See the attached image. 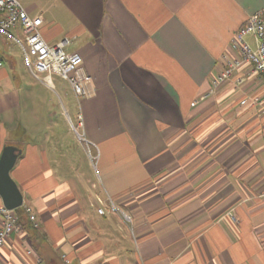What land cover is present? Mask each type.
Here are the masks:
<instances>
[{
	"label": "crops",
	"instance_id": "crops-1",
	"mask_svg": "<svg viewBox=\"0 0 264 264\" xmlns=\"http://www.w3.org/2000/svg\"><path fill=\"white\" fill-rule=\"evenodd\" d=\"M21 2L93 77L74 102L95 152L70 114L52 115L54 74L34 78L0 32V155L21 149L11 176L40 223L12 234L0 264H264V108L240 104L264 101V79L244 65L213 85L264 0Z\"/></svg>",
	"mask_w": 264,
	"mask_h": 264
},
{
	"label": "built area",
	"instance_id": "built-area-1",
	"mask_svg": "<svg viewBox=\"0 0 264 264\" xmlns=\"http://www.w3.org/2000/svg\"><path fill=\"white\" fill-rule=\"evenodd\" d=\"M16 28L21 29L22 39L11 34L10 31ZM0 32L8 34L13 41L20 44L25 65L34 78L48 82L50 75H59L68 81L78 99L94 93L93 77L85 71L82 55L65 50L70 42L68 38L55 44L48 43L40 32L38 22L29 15L21 0H0ZM248 35L253 37L254 46L247 41ZM231 46L238 53V57L227 61L223 71L214 77L213 85L219 86L229 81L235 71L244 65L248 68L246 72L248 75L255 74L264 79V7L248 16L245 23L233 35ZM2 66L3 60L0 56V67ZM244 78V76L238 77L236 84L241 85ZM240 104L247 107L258 105L264 108V101L260 95H243ZM72 126L77 137L85 143L90 153L91 147L95 145L80 130L83 126L81 115H79L77 126ZM20 207L22 214L17 212V208L9 209L4 205L0 206V248L11 239L13 233L22 229L23 225L20 221L22 215L28 218L33 228H40L33 207L24 203ZM111 210L118 211L114 203H111ZM98 211L104 213L105 209L99 208ZM229 214L232 219H237L234 213L229 212ZM123 216L126 221L132 219L127 213H123Z\"/></svg>",
	"mask_w": 264,
	"mask_h": 264
},
{
	"label": "water",
	"instance_id": "water-1",
	"mask_svg": "<svg viewBox=\"0 0 264 264\" xmlns=\"http://www.w3.org/2000/svg\"><path fill=\"white\" fill-rule=\"evenodd\" d=\"M21 149L15 145H6L0 155V196L3 205L15 209L23 205L24 197L18 184L11 176Z\"/></svg>",
	"mask_w": 264,
	"mask_h": 264
},
{
	"label": "rangeland",
	"instance_id": "rangeland-1",
	"mask_svg": "<svg viewBox=\"0 0 264 264\" xmlns=\"http://www.w3.org/2000/svg\"><path fill=\"white\" fill-rule=\"evenodd\" d=\"M54 80H55V86L56 89L53 90V92H49L47 91L46 93V97L47 100L50 99L51 101V109H52V115L53 116H58L59 115V111L61 110L63 112L64 115L66 114H70L72 120L74 121V125L77 126V108H76V104L74 102V93L73 90L70 86V84L68 83L67 80H63L58 78V75L54 74L53 75ZM66 105L67 108V113L63 107V105ZM67 117V115H66ZM81 130V129H80ZM74 135H77L75 133V131L73 130ZM85 150V149H84ZM92 152H95L94 147H91V151L89 153V151L85 150V156L89 158V154H91ZM78 159L79 162L82 159V154H80V151L78 152ZM80 164V163H79Z\"/></svg>",
	"mask_w": 264,
	"mask_h": 264
},
{
	"label": "trees",
	"instance_id": "trees-1",
	"mask_svg": "<svg viewBox=\"0 0 264 264\" xmlns=\"http://www.w3.org/2000/svg\"><path fill=\"white\" fill-rule=\"evenodd\" d=\"M17 212H18L19 214H22L21 207H18V208H17ZM20 221H21V224L23 225V227H24L27 223L30 222V221L28 220V218H26L25 215H22V216H21Z\"/></svg>",
	"mask_w": 264,
	"mask_h": 264
}]
</instances>
